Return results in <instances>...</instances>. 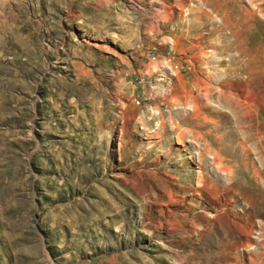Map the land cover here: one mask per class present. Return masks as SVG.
Here are the masks:
<instances>
[{
	"label": "rangeland",
	"instance_id": "obj_1",
	"mask_svg": "<svg viewBox=\"0 0 264 264\" xmlns=\"http://www.w3.org/2000/svg\"><path fill=\"white\" fill-rule=\"evenodd\" d=\"M0 264H264V0H0Z\"/></svg>",
	"mask_w": 264,
	"mask_h": 264
},
{
	"label": "bare ground",
	"instance_id": "obj_2",
	"mask_svg": "<svg viewBox=\"0 0 264 264\" xmlns=\"http://www.w3.org/2000/svg\"><path fill=\"white\" fill-rule=\"evenodd\" d=\"M179 142V141H178Z\"/></svg>",
	"mask_w": 264,
	"mask_h": 264
}]
</instances>
